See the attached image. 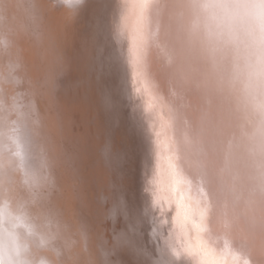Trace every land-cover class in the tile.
Instances as JSON below:
<instances>
[{
	"label": "bare ground",
	"instance_id": "1",
	"mask_svg": "<svg viewBox=\"0 0 264 264\" xmlns=\"http://www.w3.org/2000/svg\"><path fill=\"white\" fill-rule=\"evenodd\" d=\"M143 2L88 0L74 15L54 0H0V72L19 64L20 90L34 101L27 163L47 185L38 206L66 250L64 264H152L133 249L103 126H90L96 102L78 89L99 60L123 93L132 135L128 160L138 171L126 210L156 262L154 88L187 118L186 170L211 174L213 230L246 248L250 264H264V0H149L146 14ZM144 32L151 39L141 48ZM60 102L67 137H59Z\"/></svg>",
	"mask_w": 264,
	"mask_h": 264
},
{
	"label": "snow or ice",
	"instance_id": "2",
	"mask_svg": "<svg viewBox=\"0 0 264 264\" xmlns=\"http://www.w3.org/2000/svg\"><path fill=\"white\" fill-rule=\"evenodd\" d=\"M151 6L149 0L139 5L145 14ZM150 39L144 32L139 46L146 47ZM149 109L159 121V130L154 128L157 174L150 189L151 209L155 213L151 235L160 245L156 264H249L246 248L235 246L227 234L219 235L213 230L208 168L202 167L193 176L183 164L182 153L191 137L182 108L154 88ZM259 109L264 113V99ZM161 173L166 179H161Z\"/></svg>",
	"mask_w": 264,
	"mask_h": 264
},
{
	"label": "clouds",
	"instance_id": "3",
	"mask_svg": "<svg viewBox=\"0 0 264 264\" xmlns=\"http://www.w3.org/2000/svg\"><path fill=\"white\" fill-rule=\"evenodd\" d=\"M87 2L54 0L74 15ZM19 68L17 64L7 75L0 72V264H64L66 250L48 213L38 206V194L47 185L27 163L34 101H25Z\"/></svg>",
	"mask_w": 264,
	"mask_h": 264
},
{
	"label": "rangeland",
	"instance_id": "4",
	"mask_svg": "<svg viewBox=\"0 0 264 264\" xmlns=\"http://www.w3.org/2000/svg\"><path fill=\"white\" fill-rule=\"evenodd\" d=\"M100 62L99 60L94 63L93 71L85 76L83 82L78 86V89L83 97L87 96L89 99L91 98L92 101L94 100L96 102V110L93 112L90 126L91 128H97L99 124L103 126L104 137H106L104 151L108 155L107 160L111 162L113 167L112 179L115 185L120 189L122 200L121 214L123 215L122 221L125 225L132 228L130 235L134 243L133 249L140 254L144 263L151 261L150 263L155 264L156 258L153 257L154 251H151L154 247L148 243L145 237L140 238L137 231H134L133 228H136V223L126 210L127 197L134 192L133 190L136 186L138 169H133L128 160L130 150L129 139L131 140L130 137H132V135L126 130L127 119L125 115L123 93L111 82V66H104V64ZM57 107L58 117H62V121L59 123V137H67L68 135H64L62 131L65 129L64 119L66 122L71 120L69 119L70 115L68 108L64 106V104L62 105L61 102ZM71 130L70 128V137L72 136Z\"/></svg>",
	"mask_w": 264,
	"mask_h": 264
}]
</instances>
